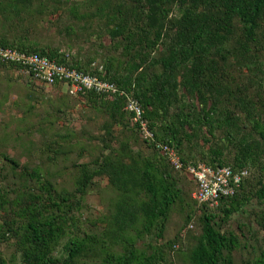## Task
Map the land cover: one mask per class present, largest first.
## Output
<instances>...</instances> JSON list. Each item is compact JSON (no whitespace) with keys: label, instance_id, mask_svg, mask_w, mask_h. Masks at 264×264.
Masks as SVG:
<instances>
[{"label":"rangeland","instance_id":"374dc122","mask_svg":"<svg viewBox=\"0 0 264 264\" xmlns=\"http://www.w3.org/2000/svg\"><path fill=\"white\" fill-rule=\"evenodd\" d=\"M100 1L27 0L21 13L13 15L0 0V39L35 48L55 49L62 54L67 53L65 59L76 60L82 67L94 64L110 67L111 74L114 71L122 73L127 58L121 54L120 42L117 47L113 45V41L119 39L110 41L105 18L102 14H94ZM72 9L82 18H75ZM179 9L174 8L171 14L177 16ZM211 14L217 13L212 11ZM231 29L232 40L226 47H236L234 42L242 38L236 25ZM166 33L172 36L175 32L167 28ZM259 41L264 47V41ZM156 48L149 54L151 60L161 51V46ZM251 53L256 55V61L264 59V48L250 46L248 57ZM209 59L213 67L202 73V79H208L207 84L210 83L208 90H202L204 107L213 106L214 117L220 113L230 114L238 120L240 131L233 140H229L222 128H215L208 135L206 127L201 126L194 138L181 143L180 156L208 162L213 157L211 150H216L220 152L219 159L233 162L238 153L236 141L240 136L243 137L241 143L255 144L244 165L247 174L239 192L240 197L247 195L249 200L240 212L225 221H222L218 210L212 211L214 227L236 238L237 248L232 252V260L234 264H240L256 259L260 253L264 255V204L251 196L258 183L264 182V142L251 129V120L246 119L234 103L237 97L243 96L254 103L256 109L253 114L264 122L257 113V109L264 108V96L254 85L250 63L240 64L231 55L222 60L212 53ZM159 71V65L142 66L139 70L146 75ZM137 73L133 72V75ZM219 87L224 92L216 94ZM190 97L196 101L195 95ZM186 101L188 97L181 99L180 103ZM127 124L125 114H109L99 106L90 105L68 87L44 85L17 68L0 62V190L8 201L0 210V225L3 220L16 218L19 199L38 197L45 206L46 189L54 196L66 197L76 192L82 176L86 174L89 178L78 195L79 209L70 212L72 226L59 240L54 255H63L60 247L67 238L78 239L85 234L93 235L104 244L97 245L93 254H82L74 264H98L103 252L115 256L121 254L127 246L126 241L107 240L105 236L111 227L109 217L118 213L124 214L127 222L124 228L128 231L120 235L133 237L135 232L139 233L132 239L136 257L140 252L144 256L154 252L170 264H188L186 255L201 233V216L204 213L193 200V185L187 176L169 167L159 169L161 175L169 174L165 179L176 192V199L163 219L157 217L148 231L141 233L146 213L143 204L149 200V193L139 177V170L143 160L159 159L155 150L144 143L140 133ZM159 124L163 125V122ZM122 168L137 175L135 185L129 187L126 197L123 196L125 201L121 200L118 187L109 181L110 174ZM26 169H35L38 180L28 178ZM13 242L11 237L0 242V258L5 264H21Z\"/></svg>","mask_w":264,"mask_h":264},{"label":"trees","instance_id":"16d2710c","mask_svg":"<svg viewBox=\"0 0 264 264\" xmlns=\"http://www.w3.org/2000/svg\"><path fill=\"white\" fill-rule=\"evenodd\" d=\"M2 1L13 15H18L25 8L27 0ZM174 8H180L177 16L171 14ZM212 11L217 14L212 15ZM94 14H102L105 18L106 33L110 41L119 39L113 41V45L117 47L120 42L121 54L127 58L123 63L122 73L114 71L111 74L110 67H101V71L97 72L95 69L97 66L94 64V67L91 65L82 67L76 60L65 59L67 53L62 54L55 49L35 48L21 42H5L2 39L0 45L38 53L57 63L96 74L100 79L113 83L118 91L137 101L141 108V119L153 133V141L166 143L175 150L183 166L180 169H174L169 165L152 142L143 140L155 150L159 159L143 160L139 170V177L145 182V188L149 193V200L143 204L146 213L140 232L144 233L155 223L153 221L157 217L164 218L169 206L176 199V192L165 179L169 174L161 175L162 168L169 167L178 174L187 176L193 185V192L195 182L184 170L186 165L202 163L211 168L227 165L232 171L246 169L244 165L255 144L241 143L243 141L241 136L236 141L238 153L234 156L233 162L219 159L220 152L216 150H211L213 157L208 162L182 158L180 146L182 142L186 143L194 138L201 126L206 127L208 135H211L215 128H222L224 136L229 140H233L232 138L240 131L236 118L225 113L214 117L213 106L207 109L204 107L202 90H208L210 83L207 84L208 79H202V73L213 67L209 59L210 53L216 54L222 60L231 55L240 64L250 63L254 85L260 95L264 96V59L256 61V55L252 53L248 57L250 46L264 48L259 41H264V0H101L96 5ZM72 15L75 18H82L73 9ZM235 25L240 29L242 38L234 42L236 47L234 45L226 47L225 45L231 43L233 36L231 28ZM167 28L174 30V35L169 36L166 33ZM157 46H161V51L151 60L149 54L152 49H157ZM4 64L18 69L12 63ZM154 65H159V73L146 75L139 72L142 66ZM135 70L138 73L133 75ZM215 92L221 94L224 90L219 87ZM75 94L84 97L90 105L103 108L109 114H125L128 118V127L138 131V123L133 121V113L125 109L124 96L118 93L99 95L92 91ZM192 94L197 97L195 102L190 97ZM186 97L188 101L180 103L181 99ZM234 105L246 119L251 120V129L261 142H264V122H260L253 114L256 109L254 103L240 96L235 99ZM195 106L200 108L196 109ZM257 113L264 118V108L257 109ZM161 122L163 125L159 124ZM6 160L13 163L11 159ZM25 175L38 180L35 169H26ZM136 177L137 175H132L125 168L110 174L109 181L118 187L122 201L126 200L124 197L129 187L135 185ZM88 178L89 176L84 174L76 192L66 197L54 196L46 189L45 206L38 197L19 199L16 218L10 221L3 220L0 225V242L9 237L14 239L13 243L19 253L21 264H74L76 258L88 252L93 254L97 245L104 244L93 235L85 234L78 239L67 238L60 247L63 254L61 257L53 254L59 240L66 235V229L72 226L73 217L70 212L79 209L78 195L85 188ZM245 178L231 195L220 196L215 206L198 203L193 198L198 209H202L204 213L201 216V233L195 246L186 255L188 264H234L232 252L237 248V240L231 233L224 234L214 227L211 223L214 217L212 211L218 210L222 214V221L240 212L250 198L247 195L239 196ZM251 196L264 204V182L258 183ZM7 202L5 193L0 190V210L4 209ZM109 221L111 227L105 234L107 240L116 238L126 241L127 246L117 256L103 252L98 264H132L135 261H137L135 264H170L154 252L146 256L140 252L139 257L135 256L137 251L134 249L132 239L138 237L139 233L135 232L133 237L125 235L128 231L124 228L127 223L124 214L113 213ZM121 232L125 234L120 235ZM0 264H5L2 258ZM240 264H264V255L260 253L256 259Z\"/></svg>","mask_w":264,"mask_h":264},{"label":"built area","instance_id":"2783aa9c","mask_svg":"<svg viewBox=\"0 0 264 264\" xmlns=\"http://www.w3.org/2000/svg\"><path fill=\"white\" fill-rule=\"evenodd\" d=\"M0 61L12 63L18 67L21 73L47 86L62 85L68 87L72 93L92 91L99 95L118 93V95L124 96L125 109L133 113V121L138 123V131L142 139L152 142V145L174 169L183 167L171 146L153 141V133L147 128L146 122L141 119V108L137 101L122 91H118L113 83L100 79L96 74L57 63L46 56L35 52L21 51L15 47L0 45ZM91 66L94 67L93 64ZM95 69L97 72L101 71L100 66ZM184 170L195 182V191L192 193V197L198 203H206L208 206H215L220 196L231 195L247 174L245 168L232 171V168L227 165L211 168L202 163H197L194 166L186 165Z\"/></svg>","mask_w":264,"mask_h":264}]
</instances>
